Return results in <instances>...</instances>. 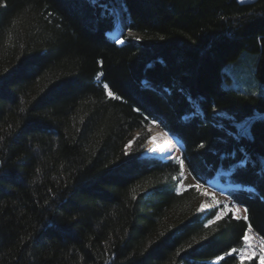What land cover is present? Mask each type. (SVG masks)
I'll return each instance as SVG.
<instances>
[{"label": "trees", "instance_id": "16d2710c", "mask_svg": "<svg viewBox=\"0 0 264 264\" xmlns=\"http://www.w3.org/2000/svg\"><path fill=\"white\" fill-rule=\"evenodd\" d=\"M124 3L128 38L118 45L107 13L119 0H0V264H259L235 255L213 262L243 247L248 223L264 239L258 166L231 181L257 193L230 188L226 203L202 211L200 190L178 191L174 162L140 152L147 128L168 130L150 123L156 113L179 133L180 153L206 171L207 182L186 162L204 187L218 176L219 153L237 150L239 160L243 146L253 159L264 155V122L254 141L237 142L213 127L211 111L215 104L238 121L264 111V98L223 86V66L243 51L258 54L264 82V0ZM189 96L203 98V120H183ZM234 204L248 208V221L215 219Z\"/></svg>", "mask_w": 264, "mask_h": 264}, {"label": "snow or ice", "instance_id": "6c2138e0", "mask_svg": "<svg viewBox=\"0 0 264 264\" xmlns=\"http://www.w3.org/2000/svg\"><path fill=\"white\" fill-rule=\"evenodd\" d=\"M92 4H96L97 0H90ZM120 2V12L127 13L128 9L126 4L124 3V0H119ZM243 2V0H241ZM120 12H118L116 9H109L108 15L116 17V23L119 25L121 23L120 18ZM129 37H134L136 39H139V37H135V34L130 32L128 33ZM128 37L116 38V42L119 44H124L125 39ZM99 63H103V61H99ZM146 86L150 87V82L145 81L144 82ZM104 89L106 90V94L109 98L121 100L122 97L117 96L113 93V91L109 88L108 84L103 85ZM165 92L168 90L165 89ZM252 95H257L259 97L264 98V85L258 86V91H254L251 93ZM188 103L191 105L192 111L185 114L183 116L184 121H191L194 117H199L202 120L205 117L204 109L201 105V100L203 98H197L193 99L191 96L188 98ZM142 107H146L142 105ZM147 110V109H146ZM134 111L136 113H139L143 116V113L141 112V108H135ZM211 111L213 114V127L223 131L227 137H232L237 142H240L242 139H247L249 141H254L255 137L253 135L252 129L254 127V124L256 122H264V114L257 111L253 116H249L242 121H238L235 115L229 114L227 110L220 109L218 110L215 104L211 105ZM154 116H156L155 119H152L150 123L152 125H155L157 127L160 126V123L164 124V127L168 130H162L157 135H151V130L149 129V134L147 137V145L146 147L148 150L152 152H159L160 154H165V159H168L170 162H174L175 165L178 166V172L179 175L176 177V179L182 180L185 173V167L186 162L187 165L191 168L192 172L195 173L196 176L200 177L201 179L205 180L207 182V175L206 171L201 168L200 163L197 162L195 157L185 155L184 153H181L180 155H175L177 151H179L180 148L184 147L183 144H180L178 142L177 137H179V133L176 131L175 128H173L170 124H168L162 117H160L158 114L153 113ZM144 119H148L147 116H144ZM159 121V123H158ZM224 121L231 122V127H226ZM235 129L236 131H232L231 129ZM224 143H227V141H223ZM133 141L129 140L128 143L125 145V155H129V150L132 148ZM206 149V144L204 142H200L197 145V152L196 156H203L204 153L199 151ZM239 153L242 154L241 158L237 160V150H232L230 152H223L219 153V160L221 163L215 168V172L218 176L225 177L228 181L231 187H233L237 191H242L246 193H257V187L255 186H246L242 181L237 182L234 185L231 183V181L234 179V174H238L240 171H246L249 166L252 168H257L258 170L256 172V175L260 177L262 180H264V155H258L256 159H253L252 155L245 149V147L241 146L238 149ZM136 158L131 157L128 163H132ZM231 160L233 161L231 164L228 165L227 170H225L224 161ZM2 163V162H0ZM203 163V162H201ZM195 190H200L204 188V184L200 183L199 180L195 185L191 186ZM180 188H182V185H180ZM203 195L208 196L210 193L207 191L203 192ZM211 199L217 204L221 205L222 202L220 200H217L215 194H211ZM206 205H202L201 208H206ZM199 211V210H198ZM248 212V208L246 206L241 207V205L234 204L232 207H228L227 205L223 206L220 211L216 214L215 219L220 220L221 217H223L226 213H237L243 215H236V219H243L244 221H248L249 217L246 215ZM213 223V221H209V224ZM252 231V224H247V231L243 235V240L247 243L251 240V237L248 235V232ZM249 247H252L251 244H248ZM259 258L261 261V264H264V239H262L259 247ZM238 249L233 248L230 252H225L223 256H217V261L224 260L225 257L232 256L233 253H236ZM256 255V251H252L248 254V259H251L252 256Z\"/></svg>", "mask_w": 264, "mask_h": 264}, {"label": "rangeland", "instance_id": "374dc122", "mask_svg": "<svg viewBox=\"0 0 264 264\" xmlns=\"http://www.w3.org/2000/svg\"><path fill=\"white\" fill-rule=\"evenodd\" d=\"M112 9H116L118 12H120V6L117 4ZM120 18H121V23L119 25H117L116 17H115V30L112 31V35H113L112 38H114L113 40L115 42H116L117 37L123 38L122 34L127 32V21H126V18H124L123 12H120ZM257 59H258V54H252V53H249L247 51H243L241 53V55L239 56L238 60L226 63L223 66V70L228 75V78L224 79L223 86L227 89H235V90H238L244 94H250V95H252L251 94L252 92L258 91V86L264 85V82H261L258 79V76L256 73L257 72V69H256ZM255 96H257V95H255ZM259 112L264 114V111H259ZM253 115H251V116H253ZM149 129H150V127L147 128L148 134H149ZM139 137H140V133L136 132L133 136V139H132L133 143L137 139H139ZM147 142H148V140L146 139V141L143 145V152H145L147 150V148L144 147L145 145H147ZM132 148H133V144H132ZM132 148L129 150V152L132 150ZM179 153L180 152H178L177 155H179ZM146 158L158 160V158L152 157V156H150V157L147 156ZM193 184H196V182L185 171L183 179L178 181L177 189L179 192H181L184 189H186L188 186L193 185ZM180 185H182V188H180ZM228 188H233V187H231L230 184H227V185L224 184L218 177H215L214 179H212L209 182V187H207V188L204 187L203 189H200L201 194H202V200L200 203V210L205 211V210H208L209 208L217 205L211 199V194H213V193L215 194L217 200H220L222 203L223 202L226 203L227 199L225 198L224 191L227 190ZM204 191H207L208 193H210V195H208V196L203 195ZM202 205H206L207 207L202 209L201 208ZM233 214H235V216L236 215H243V213H241V214L233 213ZM248 235L251 237V240L247 243L244 241V246L241 249H239L236 253H233V254L239 260L246 261V260H250V259H248V254L252 251H256V255L252 256L251 259L257 257L259 260V263L261 264V261L259 258V252L257 249H258V247L262 241V238L259 237L256 232L254 233L253 230L248 232ZM249 243L251 244L252 247L248 246ZM213 262H217V260L215 259Z\"/></svg>", "mask_w": 264, "mask_h": 264}, {"label": "bare ground", "instance_id": "6f19581e", "mask_svg": "<svg viewBox=\"0 0 264 264\" xmlns=\"http://www.w3.org/2000/svg\"><path fill=\"white\" fill-rule=\"evenodd\" d=\"M128 29V28H127ZM110 36L112 37L113 35H112V32H110ZM114 39V38H113ZM100 75V74H99ZM150 129H151V135H157L160 131H162V129H159V128H155V127H150ZM178 139V138H177ZM178 142L180 143V144H182L181 143V141L178 139ZM180 150V149H179ZM142 152H143V150H142ZM142 152H140V156H141V158H143V159H147L146 157L148 156V157H150V156H152V157H156V158H158L159 160H167V159H165V154H160L159 152H152V151H150V150H146V152H145V155L142 153ZM178 152H180V151H177L176 153H174L175 155H177L178 154ZM179 154H181V153H179ZM203 191V190H202ZM233 214V213H232ZM233 217L235 218L236 216H235V214H233ZM236 219V218H235ZM253 230V229H252ZM254 232H256L255 230H253ZM257 233V232H256ZM258 234V233H257ZM259 235V234H258ZM243 242H244V240H243ZM243 246H244V243H243ZM242 248V247H241ZM240 248V249H241ZM239 250V249H238ZM232 255H234V254H232ZM253 259H257L258 260V258L256 257V258H253ZM250 260H252V259H250ZM250 260H246V261H250ZM258 262H259V260H258ZM260 264V263H259Z\"/></svg>", "mask_w": 264, "mask_h": 264}]
</instances>
